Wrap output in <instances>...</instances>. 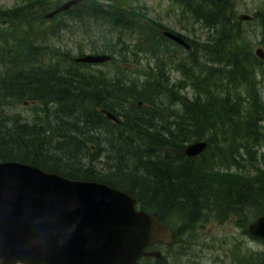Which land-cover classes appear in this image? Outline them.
I'll use <instances>...</instances> for the list:
<instances>
[{
	"label": "trees",
	"instance_id": "16d2710c",
	"mask_svg": "<svg viewBox=\"0 0 264 264\" xmlns=\"http://www.w3.org/2000/svg\"><path fill=\"white\" fill-rule=\"evenodd\" d=\"M66 1L23 0L0 9V162L128 194L172 229L173 244L161 245L167 251L209 215H233L249 234L248 224L264 215V158L263 168L256 160L264 143V60L252 52L244 26L256 23L264 45V13L243 23L235 0H171L182 18L211 32L199 44L146 21L137 0H80L45 19ZM76 31L83 42L76 56L55 47L63 32ZM86 51L111 61L76 62ZM117 61L112 75L87 70ZM24 102L35 103L32 119L12 111ZM196 142L206 148L191 159L185 149ZM100 159L107 171L96 169Z\"/></svg>",
	"mask_w": 264,
	"mask_h": 264
},
{
	"label": "water",
	"instance_id": "95a60500",
	"mask_svg": "<svg viewBox=\"0 0 264 264\" xmlns=\"http://www.w3.org/2000/svg\"><path fill=\"white\" fill-rule=\"evenodd\" d=\"M80 0H68L45 19L67 12ZM238 20L252 17L239 14ZM165 37L189 50L179 36ZM255 55L264 60V50ZM96 65L108 55L87 54L75 60ZM23 105H28L24 102ZM105 116L117 119L108 112ZM205 142L187 146L186 156L197 158ZM128 194L94 181H76L46 173L33 165L0 162V264H140L162 257L155 245L170 246L172 229L137 207ZM253 238L264 242V215L248 224Z\"/></svg>",
	"mask_w": 264,
	"mask_h": 264
},
{
	"label": "rangeland",
	"instance_id": "374dc122",
	"mask_svg": "<svg viewBox=\"0 0 264 264\" xmlns=\"http://www.w3.org/2000/svg\"><path fill=\"white\" fill-rule=\"evenodd\" d=\"M22 1L0 0V9H12L20 5ZM235 2L238 14H247V12L248 15L264 13V0H235ZM136 5L140 7V12L146 21L165 25L168 29L187 37L191 41L193 40L202 44L212 35L206 28L203 29L200 24H192L191 19L187 17L182 18L179 15L177 5L171 0H137ZM48 25L49 22L44 24V26ZM256 26H258L256 23L253 26H244V33L247 37L245 38L251 41L252 52L254 53L258 48L264 50V45L258 44L262 39L260 33L255 28ZM254 31L255 33H252ZM76 32L75 36L68 32H63L61 37L54 41L55 47L60 49H73V56H76L75 48H78L83 43L80 40V31ZM86 54H88V51H86ZM120 65L121 63L117 61L114 64L109 63L101 66H91L87 70L112 75L115 73L116 67ZM134 76L135 74H132L130 77ZM171 76L173 79L178 78L175 72H171ZM184 92L189 97L191 96L190 89H186ZM262 97L264 98V91ZM26 103H28L26 106L21 103L18 104L12 111L15 115L18 113L21 117L32 119L35 114V109L33 110L35 103ZM261 158H264V143L257 150L256 160L258 168H263L259 164L261 163ZM95 167L98 171L102 172L105 170L106 164L100 159L95 163ZM223 171L225 172V170ZM236 171L240 172L242 170L237 169ZM239 225L238 219L233 215L227 216L224 220L215 219L214 215H209L203 224L195 230L181 236L183 239L180 246L173 247L170 251H167L164 246L158 245L156 247L157 249L153 250L161 251L162 257L168 259L165 261L166 264H256L264 262V242L251 237L249 234H245ZM142 264L155 263L153 261Z\"/></svg>",
	"mask_w": 264,
	"mask_h": 264
},
{
	"label": "bare ground",
	"instance_id": "6f19581e",
	"mask_svg": "<svg viewBox=\"0 0 264 264\" xmlns=\"http://www.w3.org/2000/svg\"><path fill=\"white\" fill-rule=\"evenodd\" d=\"M262 69V68H261ZM257 70H259L258 68H257ZM263 71V70H262ZM261 72V71H260Z\"/></svg>",
	"mask_w": 264,
	"mask_h": 264
}]
</instances>
